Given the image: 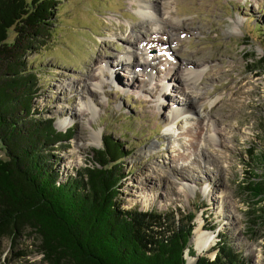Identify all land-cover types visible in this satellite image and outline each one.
<instances>
[{"label":"rangeland","instance_id":"rangeland-1","mask_svg":"<svg viewBox=\"0 0 264 264\" xmlns=\"http://www.w3.org/2000/svg\"><path fill=\"white\" fill-rule=\"evenodd\" d=\"M143 1L59 0L50 36L27 52L37 117L74 128L46 150L52 173L59 182L81 173L108 136L123 150L121 208L194 213L212 236L202 252L190 240L186 264L213 259L220 238L245 264H264V219L256 218L264 198L247 188L264 181V162L255 161L264 152V0ZM155 9L167 22H156ZM189 66L202 73L187 86ZM187 98L196 114L182 108ZM39 245L28 226L0 237V264H44Z\"/></svg>","mask_w":264,"mask_h":264},{"label":"trees","instance_id":"trees-1","mask_svg":"<svg viewBox=\"0 0 264 264\" xmlns=\"http://www.w3.org/2000/svg\"><path fill=\"white\" fill-rule=\"evenodd\" d=\"M58 2L0 0V144L6 155L0 157V237L12 239L30 227L44 264H186L184 251L194 255L195 214L121 208L115 197L123 150L116 141L106 136L81 173L62 182L52 173L46 150L69 140L74 128L58 131L54 119L37 117L40 87L25 56L50 36ZM257 160L264 162V152ZM247 188L264 198V181ZM259 210L256 218L264 219V207ZM212 250L213 259L200 257L196 264H245L223 238Z\"/></svg>","mask_w":264,"mask_h":264},{"label":"bare ground","instance_id":"bare-ground-1","mask_svg":"<svg viewBox=\"0 0 264 264\" xmlns=\"http://www.w3.org/2000/svg\"><path fill=\"white\" fill-rule=\"evenodd\" d=\"M150 2H151V0H150ZM143 3H148V0H144L143 1ZM154 7V6H153ZM140 8H141V10H142V12H144L146 15L149 13L148 11H146V10H148L147 8V6H145V4H142L141 6H140ZM158 12L156 11V9H155V11H154V17H155V20H156V22L158 23V24H160V23H165V22H167V21H165V20H167V18L166 19H164V17H162V16H158ZM167 14V13H166ZM163 15V14H162ZM150 16V15H149ZM168 26V25H167ZM120 29V28H119ZM158 30H163V27L162 26H160L159 25V27H158ZM125 30L124 29H120V32H124ZM125 37H128V36H130V34H127V35H124ZM134 41H135V45L137 46V48L139 49L140 47V44H138L139 43V41H138V36H135V38H134ZM141 51H142V53H145L146 52V49L144 48V47H141ZM138 55V54H137ZM139 55H141V53H139ZM129 56H132V54H130ZM147 56V55H146ZM129 58V57H128ZM128 58H126V60H121V63H120V65H122V66H124L125 68L128 66V62H127V59ZM143 63H145V59L143 58ZM187 73H186V77H187V80H189V81H191V82H188L187 83V86H190V85H194L195 84V81H196V79H198L200 76H201V69H198V70H192V67L191 66H189V67H187ZM236 93H238V88H237V90L235 91ZM165 94V93H164ZM201 96H203V95H196L195 94V96H194V98L195 99H197V98H200ZM182 108L183 109H185V111H187V112H191V113H194V114H196L197 112H198V109H197V102L196 101H194V100H191L190 98H187V100H185L183 103H182ZM182 108H180L181 110H183ZM181 110H179V108H178V110H176L175 112H173L172 113V115L176 118V117H178L179 115H180V113H179V111H181ZM65 120V119H64ZM59 124L62 126V125H65L66 124V122H64V121H60L59 122ZM93 136L95 135L96 136V134L93 132V133H91ZM174 172V171H173ZM179 174V173H178ZM184 187H189L188 186V184L186 185H183ZM199 222V220H197V223L194 225V228H193V236H192V238H191V241H192V243L195 245V248H196V250L198 251V252H202L203 250H205V249H208L209 247H211L212 246V236L210 235V233L209 232H207L206 230H204L203 228H202V226H201V224L200 223H198ZM191 259L192 258H190V257H188V260H189V262H191Z\"/></svg>","mask_w":264,"mask_h":264}]
</instances>
